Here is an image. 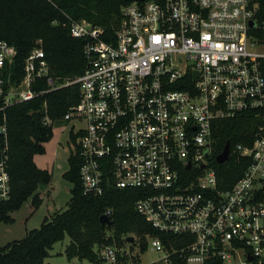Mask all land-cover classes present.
Wrapping results in <instances>:
<instances>
[{
  "label": "built area",
  "instance_id": "2783aa9c",
  "mask_svg": "<svg viewBox=\"0 0 264 264\" xmlns=\"http://www.w3.org/2000/svg\"><path fill=\"white\" fill-rule=\"evenodd\" d=\"M122 13L113 32L68 17L87 65L63 81L42 45L30 51L21 75L18 49L0 39V200L12 191L5 111L78 84L80 101L61 120L51 118L46 102L44 121L83 124L77 142L86 195H103L108 185L144 190L136 210L174 238L147 234V250L163 256L146 264L176 257L264 264V125L252 146L236 147L252 158L236 183L221 184L210 162L215 122L264 110V0H134ZM185 169L198 173L182 181ZM131 244L101 245L100 264H141Z\"/></svg>",
  "mask_w": 264,
  "mask_h": 264
},
{
  "label": "trees",
  "instance_id": "16d2710c",
  "mask_svg": "<svg viewBox=\"0 0 264 264\" xmlns=\"http://www.w3.org/2000/svg\"><path fill=\"white\" fill-rule=\"evenodd\" d=\"M134 0H0V39L16 46L18 55L15 70L24 66L26 57L37 45H42L53 73L61 81L75 78L84 73L87 65L84 41L71 35L69 18L86 19L95 25L113 32L123 17V7ZM80 101V87L73 84L61 88L41 98L8 108L7 117L10 138L11 196L0 200V223L13 221L12 213L32 198L35 207L43 201L40 185L48 186L52 174L35 161V157L45 152V143L53 136V127L44 121V105L48 104L51 118L61 120L70 108ZM4 113H0V124ZM264 125V110L247 111L230 119L214 123L215 143L211 165L224 186L236 183L252 162L236 152L238 144L252 146L260 127ZM76 149L69 156L70 168L64 178L73 183L72 196L67 207L56 211L44 219L39 229H34L21 240L0 247V264H51L46 261L56 243L66 235L70 244L66 255L70 261L89 260L101 263L97 252L103 244L116 242L119 246L130 241L133 236V259L147 251L146 235H158L151 224L136 210V202L144 196L143 189H119L108 185L103 195H86L80 178L82 161L78 151V137L73 135ZM0 137V142H1ZM230 143V159L219 163L217 156ZM198 172L184 170L182 181L192 178ZM107 214L112 225L101 222ZM168 239L174 240L173 237ZM138 242L140 251L135 252ZM175 257V256H174ZM174 264H184L175 258Z\"/></svg>",
  "mask_w": 264,
  "mask_h": 264
},
{
  "label": "rangeland",
  "instance_id": "374dc122",
  "mask_svg": "<svg viewBox=\"0 0 264 264\" xmlns=\"http://www.w3.org/2000/svg\"><path fill=\"white\" fill-rule=\"evenodd\" d=\"M82 125L77 120L59 121L54 124L53 136L45 143V152L35 157L37 165L52 174L50 184L39 189L43 201L39 207H35L32 198H29L20 209L12 213L13 221L0 223V247L23 239L28 232L39 229L46 217L67 207L74 186L63 175L69 170V156L76 149L71 134L77 135ZM69 244L70 237L66 235L63 241L55 244L46 261L51 264H96L89 260L74 259L70 261L66 255V248ZM137 245L138 243H135V252L140 251ZM140 255L141 264L151 261L158 262L163 256L160 252L151 249L140 253Z\"/></svg>",
  "mask_w": 264,
  "mask_h": 264
},
{
  "label": "water",
  "instance_id": "95a60500",
  "mask_svg": "<svg viewBox=\"0 0 264 264\" xmlns=\"http://www.w3.org/2000/svg\"><path fill=\"white\" fill-rule=\"evenodd\" d=\"M230 154H231V147H230V143H227L224 150L222 151V153H220L218 156H217V161L219 163H225L227 162L229 159H230ZM208 155V154H207ZM190 167V165L188 166ZM204 167V165H203ZM47 187L46 185L44 184H41L40 185V189H43ZM101 222L104 223V224H109V225H112L113 221L110 219V217L107 215V214H104L102 217H101ZM134 237L131 236L130 237V241L133 242L134 241Z\"/></svg>",
  "mask_w": 264,
  "mask_h": 264
}]
</instances>
